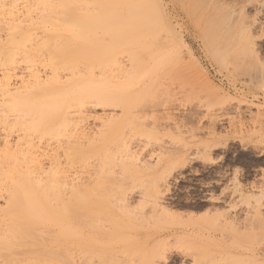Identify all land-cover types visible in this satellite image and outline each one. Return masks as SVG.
I'll use <instances>...</instances> for the list:
<instances>
[{"label":"rangeland","instance_id":"1","mask_svg":"<svg viewBox=\"0 0 264 264\" xmlns=\"http://www.w3.org/2000/svg\"><path fill=\"white\" fill-rule=\"evenodd\" d=\"M5 1L6 0H4V2ZM19 1L21 2V0ZM19 1H15L17 4L15 2L12 3V0L8 1V7L10 11L16 9L18 12H14H17V15L19 13L20 15L18 16L21 17L22 14L25 15L24 13L27 12V9L23 8L25 6H22L25 5L24 1L27 3L28 1L31 2L32 0H22L23 4ZM201 1H204L205 5L204 3L202 5ZM10 2L13 5L11 8L9 6L11 4ZM29 2L28 4H30ZM54 2H57V0ZM189 2H198L199 5L201 3L202 7H198L202 8V14L199 15L202 16V18L207 17L206 21L204 19L206 22L204 26L207 25L208 21L210 22L208 19L210 18L212 23L213 21L217 20H219V23L223 21L221 23L224 27H226V29L223 28L222 25L217 26L219 27L218 29L222 27V32L221 30L217 29L219 31H217V35L210 33V36L213 40L209 39V37H203L202 34L205 32V28L210 24H208L205 28L201 25L204 22L203 19L198 20V18L201 17L196 16L200 12L197 13L193 9L192 4H189ZM14 3L16 7L14 6ZM83 3L87 4L86 2ZM149 4L150 5H148V7H151L152 5L153 9L157 13L156 16H158L156 17L157 20L156 18L153 19V22H156L155 24L160 26L165 25V28L162 27L160 30V26H157L158 30L155 32V34H159V37H156L160 39L161 43L158 42V40L154 37L150 41L153 42L152 40L154 39L155 41L157 40L159 44H155V42H148V44H146L147 46L145 47V51L148 53L154 50L155 55H152L153 57L151 56L150 59L149 54V57L147 56L149 59L147 60H144L146 55L143 56L144 58H141L142 61L138 70H140L142 67L144 71L141 69L139 73H137L138 70H133L135 73H137L135 75V73L132 72L133 68H130L131 66L128 62V60L130 61V55L128 54L129 57L126 59L127 57H125V54L122 56L123 58H121L120 53L118 56L119 59L117 58L120 63L117 62L116 59L115 61L118 64L116 63L115 66H113V63V65L111 64L112 68L108 73L112 72V74H110L112 76H110V80H108L112 82L117 78V80H114V82L116 83L117 81L118 83H122L124 85L123 86L122 84L114 83L115 88L118 86L116 88L117 90H123V92L122 90L119 91L120 93L122 92L120 94L122 101L119 102L116 101V98L114 100L112 98V101H115L112 103H119L116 105L112 103H105L104 106V104H97L98 102L96 100L98 99H94L96 102H90L93 104L88 103L89 105H86L85 107L83 106L84 108H81L82 112L80 111V113L82 116L79 115V117L84 116V121L81 119L78 122L81 124L80 121H82V126L80 125L78 128L79 124L75 122V125L78 124L76 127L78 129H82L81 132H86L85 134L83 132L84 135L90 133V137H87L88 135H86V137L83 135L85 138H87V141L85 142L92 144V140L95 142L96 136L94 134H97L96 142L98 143L94 144V146L96 145L98 151L97 149H94L95 147L93 149L97 152L89 149L91 152L89 151V159H87L88 161L86 160L85 162L87 164H85L86 166H84L83 163H81L80 166L76 162V165L74 164L76 169L74 167H69L68 172L67 170H65L66 172L63 170L65 173L64 176L61 175L62 170H60L59 179L61 183H63V179L61 178L66 176L65 178L67 179L68 176L70 178L68 180H71V177L76 178V180L74 179L76 182L74 181L75 183L73 182V184L83 183L82 185L84 186L89 184L91 186L93 185L91 182L95 183L96 179H100L99 172H101V170L98 164L101 165L103 162L101 160V156L104 155L105 149L107 153L105 156L109 157L105 158V160L108 159L107 162L113 161L111 162L112 164L109 163L111 165L109 166V169L106 170V173L105 170L103 172L104 174L101 173V175L106 177V179L104 180L102 178L98 181H106L105 183L112 187L111 190L114 189L112 191L114 197L116 194H118L120 197L118 198L119 201L114 200V202L112 201L113 199L110 198L114 203L112 208L115 207L116 209L109 208L111 210H98L99 212L97 214L99 215L96 214L98 217L97 221L99 220L97 225H99L98 227L100 229H98L96 234L91 237L93 240L91 239L90 246L92 249H94L93 251L97 253V256L103 258L104 261L103 259L98 260L96 256L92 259L91 264H195L197 259L202 258V249H204V246H207V243L208 245L213 246L214 241L212 240L217 241L215 244L219 243L218 245L216 244L217 248H223L225 244L236 242V244L239 243L238 245L240 248L245 249L244 251L242 249L239 250L238 248L235 249V251L238 250L242 252L241 259L243 258V260L245 259L247 262H245V260L244 262L240 261L241 259L238 257H236V259L238 258L240 260H234V258H231L232 260L230 258V260H227V258L223 257L225 260L222 259L223 261L221 264H254L255 261V264H257V262H262L261 264H264V0H153L149 2ZM5 6V11H9L7 4ZM18 6L21 8L19 9ZM189 6L192 8L188 9ZM31 7L33 8L34 6ZM82 7H84V5ZM212 7L214 9H212ZM218 8L221 10V12H223L221 13ZM196 10L199 11L200 9L197 8ZM26 14L29 15L30 12ZM36 14L37 13L35 12L34 15ZM32 16L33 14H30L28 17L25 15L24 19L31 17L32 20L31 18L29 19L34 22L33 19L37 15L34 17ZM89 16H91V21H96L102 17L101 14L92 15L91 13ZM117 16H114V18L106 16L104 18L105 20H109L107 22H111L112 19H115ZM120 16H122V14H120ZM37 20L38 18L36 21ZM60 21H63L62 18L57 22L55 21V23L58 24L59 22V27L63 29L62 23ZM101 21L102 20H100V22ZM36 23L38 24V22ZM22 24L24 25V23ZM22 24H20L21 28L29 25L26 24L23 27L21 26ZM0 25H2V23ZM34 25L36 28V24ZM2 26V28H7L5 25ZM30 26L33 28V25ZM30 26L27 27L29 28V31L31 29ZM37 26H39V24ZM99 26L101 27V23H99V25L97 24L98 28H100ZM166 26L167 28L169 27V29H166ZM97 27L94 26L95 29L92 27L93 31L91 29L89 30V38L102 31V29H98ZM27 28L25 29L27 30ZM39 28L41 29V26H39ZM228 28H233L231 32L233 35L227 33ZM207 29L206 32L209 30ZM214 29L212 31L216 32ZM2 30L3 29H1L0 26V31ZM33 30L34 28L31 29V31ZM38 30L39 29L37 27V29L33 31L36 38V33L38 35L39 31H41ZM135 30L136 33L140 34L142 28L141 30L138 28ZM223 30H225V32ZM60 31L61 34H64L63 30ZM6 32L3 30L0 33V36L5 38ZM209 32H207V35ZM31 33L32 32L29 34ZM102 34L103 31L102 33H99L100 36ZM224 34L228 35L229 39L228 36L226 37ZM79 35L83 36L84 34ZM85 35L83 36L84 38ZM88 35H86V37ZM137 36L139 37V35ZM217 36L218 38H216ZM231 36L233 37L231 38ZM35 37L34 39H36ZM38 37L40 39L39 35ZM75 38V45H80L82 42L84 43V41H82L84 40L83 38ZM37 39L35 40L36 42H32L38 44ZM2 40L5 42L4 39H0V43H3ZM206 40L208 44L204 43ZM104 41L105 42H103V40L101 41V44L98 45V48H101L103 44L107 45L109 43L108 41V43L106 42V39H104ZM210 41L213 43L210 44ZM221 41H223L225 46ZM32 42L31 45H34ZM133 42H135V39ZM83 43L81 44L82 46ZM92 44L93 42H90V45L93 47L94 45ZM209 44L210 47L212 46V48L209 47ZM75 45H72V47ZM81 45V48H79V46L78 48H84L85 51L83 52L85 53L88 49L85 47L87 44L85 45L84 43L83 47ZM79 49L76 51L82 52ZM219 49H221V51ZM124 50L126 51V49ZM124 50L121 51L123 52ZM89 51H91L90 55L93 54L91 57H95V59H91L93 60L91 63L93 68L95 66L97 67L98 65L103 66L100 63L103 61L102 55H104V52L100 53L99 51V53L96 52V54L94 52V54L92 53V50L89 49ZM83 52L81 54H84ZM215 52L219 53L216 54ZM39 54L42 55L44 53H37L36 59L40 57L38 60H35V55H33V57L30 56L31 59L34 58L32 60L33 62L34 60L37 61V63L40 61L41 56ZM216 55H218V57ZM46 56V54L42 56L43 59H45L44 61H50L46 60L47 58L49 59V57L44 58ZM100 57L102 61H100ZM219 57L220 59H218ZM43 59H41V62ZM152 59H156V64L153 61V67H151ZM22 61L24 60H21V62ZM44 61L42 63H44ZM21 62L19 65H17L19 62H16L17 64L14 63V65L16 64L17 66L15 65V67L12 66L13 68H8L10 69V72L7 70V68H4V70L2 67V69L0 68V72L2 70L4 71L1 72L2 75L0 73V84L2 85L4 83L2 87L7 86L5 88L10 89H17L15 87L19 88L22 82L20 80L28 81L27 75L29 77V75L32 74V72L29 74L30 71H27L29 68H31L30 66L35 67L36 72L39 71L38 74L40 73V79H44V81L42 80V83H45L50 79V68L42 67L46 64L41 66V62H39L40 64L37 65L34 63L36 65L34 66L32 65V62V64L29 63L31 64L30 66H27L25 62L24 64ZM27 62H31V60ZM133 65H135V63ZM37 68H39V70ZM113 68L114 70L118 69L119 72L123 71L120 72L121 74L120 76L118 75L119 77L116 75L118 72L116 70L113 71ZM95 69L98 70L97 68L93 69L95 72L91 70L93 74L92 76L99 75V77L92 78L90 76L89 80L90 82L93 81L92 83H95L97 78L101 80L100 78L102 77L99 74L101 70L97 71L96 73ZM148 70L151 71L149 72ZM5 71H8L10 74L7 72V76ZM11 72H13V74ZM34 72L35 71H33V74ZM131 72L134 73V77H132L133 74ZM3 74L6 76V78L8 77L5 79V81L8 80V85H5V81L1 79L4 77ZM61 75L64 76L63 78L67 76L66 79L69 80V72H62L60 77H62ZM113 75H116V78L112 79ZM108 76L109 75L107 74V77ZM45 78L48 80L45 81ZM133 78H135V81ZM61 79L59 81H61ZM66 79L62 80L64 81ZM110 82L109 85H112L110 87H114V84H110ZM4 94L5 93H1L0 96L2 97ZM98 95H100V97H98L96 93V98H107L108 96L105 95V97L104 94L101 93ZM130 97L134 98V103L131 101L132 99ZM129 98L132 103L125 102ZM7 99L8 98H5V101H7ZM2 101H4V98L0 100V102ZM0 107L2 109L3 106ZM60 107V114L68 111L66 113L67 117L69 116L68 113L71 111V119L69 117L66 120V118H64L66 116H62V118L65 119H63V121H66L68 125H70L69 122L72 124L73 120H75L73 119L74 112H72V108L71 110H68V108L66 109V106L62 105V107ZM1 109L0 111L3 112L4 109ZM5 113L6 111L3 112L2 115L0 114L3 116V118H0V120L4 121ZM78 114L79 113L75 114V118L78 117ZM7 117H10V120L12 117L13 118L11 121L12 124H9L11 126H9L10 128L6 127L7 125L3 127V124H6L4 123L6 120L0 124L1 154L2 152H6L8 149L10 151H14L11 149H13V146L14 149H16V145H21L24 147V144L17 143L23 138V136H20L23 134L20 133L22 131L21 128L17 125L14 127L13 125V119L18 117H15L14 115H9ZM62 118L57 119V121H61ZM110 119L113 126H111V130V123L109 122ZM10 120L8 121L10 122ZM16 121L17 119H15V122ZM57 121L55 123H57ZM103 122H105V124H103L104 128H102ZM63 123L65 122H60V124ZM106 123L110 124L108 125ZM63 125L65 126L62 129L67 130L65 131V133H67H64L67 136H63L62 138L61 136L59 137V140H61L59 142L61 143L58 141L57 142L61 144V146L59 145L61 148L57 149V151L55 149L59 146L58 144H55L57 143L55 140L56 138L54 139L53 137L50 138V140L49 137L51 136L49 135V137L44 135V139H42V137L39 140L36 137L35 140L32 139L34 135H30L33 137H25L28 139V142L27 140L23 139V141L27 142V145L29 141L31 142L29 144H32L33 142V146L36 148H34V152L33 150L28 151L29 149H33L28 146V149L26 147L23 149L27 150L28 154L30 152V155L38 153L32 156H38L36 163L39 162L38 160L40 159L42 161L41 167H44L42 170L46 169L45 172L48 174L51 171H49L50 167H48L49 160L53 159L51 156H54L55 154L58 155L59 153L60 163H62L60 167L62 168V166H65L64 158L62 156L64 151L62 149H65L66 145H69V142L72 143L71 146H74L75 144L73 142L77 141L78 139L75 138L74 135L72 136L74 138L71 137L72 139L69 137L71 135L69 133V130L71 129L70 127H72L74 123L72 126L70 125L69 130L67 129L68 125L66 123ZM51 126L52 123L50 125L49 122L48 127ZM54 126L56 125L54 124ZM82 127L85 128V130ZM108 127L109 129H107ZM17 128L20 129L18 130ZM113 130L115 131V135H113ZM96 131H99V134ZM106 131L107 134L104 133ZM100 133L106 136L109 134V137L107 136L106 138L108 140H104V142L102 141L103 146L98 140L100 136H102ZM93 135L95 137L92 139ZM18 136L22 138L20 139ZM79 136V140L81 139L80 141H82L83 138L81 135ZM117 137L122 143L119 142ZM3 138H6L7 140H4ZM29 138L32 141L29 140ZM89 138H91L92 142H89ZM52 139H54V141ZM117 142H119L121 146L119 149L117 148L119 146ZM4 144L5 150L2 151L4 149ZM83 145L80 144V146ZM92 147L93 145H91V148ZM100 147H102V150H99ZM9 150L7 152H9ZM51 152L55 153L51 155ZM99 152L103 155L101 154L100 156ZM2 155L4 156V153ZM3 156L0 155L2 160ZM112 156L115 157L113 158ZM36 158L34 157V159ZM41 164L39 162V165ZM0 167L2 166L0 165ZM64 168L66 169V167ZM68 180H66V182L63 180L67 187L70 186V181L68 182ZM3 184H5V182L1 184V187L3 188H0V207L4 209L6 204L5 200L7 198V187ZM102 184L104 186V183ZM78 186L81 187V184ZM67 187L65 189H67ZM106 189L108 191V187ZM107 191L106 193L108 195ZM119 192L122 195L119 194ZM107 197L109 198V196ZM164 207L167 209L166 211H164ZM160 208L161 210L163 209L162 212H164L162 215H160ZM34 211L35 210H32L33 215L32 213L27 214L23 219L32 220L31 217L34 218L37 213ZM167 211L169 212V218H165L167 217V214H165ZM45 215L46 220L49 218L47 223L44 219L45 225L50 227L53 223V217L50 216V213H46ZM26 217H29L30 219H27ZM94 217H92L94 220L92 221L93 223L96 221ZM196 218H198L199 221L195 220ZM202 218H204V220H202ZM206 219L210 221L207 222ZM191 221H193L194 225ZM197 221L199 223L205 221V223L208 224L201 225V223L197 227V224H199L196 223ZM199 226L200 229L202 228V230L199 229ZM1 230L3 232V227ZM50 241L51 240H49V242ZM46 242L48 243V241ZM220 244L221 247L219 246ZM231 245L232 248L238 247L237 245ZM200 247L202 251H200ZM75 248L74 252L78 251ZM253 250L256 251V253L254 252L253 254L252 252V254H257V256H254L255 260L250 252ZM198 251L199 254L201 252V256L198 254ZM238 251L236 252L238 253ZM76 254H78V252H76ZM76 254L75 256H77ZM258 256H260L261 258H259L263 261L259 260V258L257 259L256 257ZM19 257L22 258V256ZM250 257L253 258L254 261L251 260ZM247 258L250 259V262L247 260ZM47 260L51 259L47 258ZM51 261H48L47 263L45 260L47 264H53L55 262L53 260ZM1 262L2 261L0 260V264H2ZM45 262L43 261L40 264H46ZM56 264H58V262Z\"/></svg>","mask_w":264,"mask_h":264},{"label":"bare ground","instance_id":"2","mask_svg":"<svg viewBox=\"0 0 264 264\" xmlns=\"http://www.w3.org/2000/svg\"><path fill=\"white\" fill-rule=\"evenodd\" d=\"M6 1H7V3H6ZM6 1L4 2V0H0V24L2 23V25H5L7 27L6 28L7 32H6V29L2 28L3 26L0 25L1 29L5 30V32H6L5 33L6 36L4 35L5 38H2L0 36V39L5 40V42L2 40L3 43H0V68L2 67L3 70H4V68L5 69L7 68V70L9 71L10 69H8V68H11L12 66L15 67V65L17 64L16 62H19L17 64V65H19L21 60H24L21 62L22 64H24V62H25V64L27 66L28 65L30 66L33 62L32 60L34 59V58L31 59L30 56L33 57V55H35V60H38L40 57L36 59V57H37L36 55H37V53H40V52L44 53L42 55L39 54L41 56V59H43L42 56L46 54L47 56L44 58L49 57V59L47 58L46 60H50V61H46L47 63L44 61L45 59L42 60V62L44 61V63L41 62V59H40V61H38V63H37V61L34 60V62L32 64V65L36 66L37 64H40L39 62H41V66L46 64L42 67L50 68L49 69V72H50L49 76L50 75L51 76H50V79L47 76V78L49 80L45 78V81L48 80L45 83H42L44 81V79H42L43 81L40 79L41 78V77H39L40 73L38 74L39 71L36 72V68L33 66H30L31 67V68H29L30 70L28 69L27 71H30L29 74L32 72V74L29 75V77L27 75L28 79L27 78L26 79L28 81L20 80L22 82H21V85L19 88L15 87V86L14 87L17 89L5 88L7 86H3L4 87L3 88L2 85L4 83L2 85L0 84V94L5 93L4 95H2V97L0 96V98H2V99L4 98V101H2L3 103L0 102V106H3L2 109H4L3 112L6 111V113H5L6 115L8 112L7 116L14 115L15 117H18V118H15V119H17L16 122H15V119H13V121H14L13 125H14V127H16V125L19 126L22 130L20 133H23L20 135V136H23V138L21 137L22 139L20 138V136H18L21 140L19 139L20 142L18 141L17 143L18 144L19 143L24 144L23 146L26 147L27 149H28V147L33 148V149H29L28 151L33 150V152H34L35 147L33 146V142H32V144H29V143H31L29 141V143L27 145L28 139L25 137L29 136L31 138L33 136H30V135H34V137L32 139L35 140V137H36L39 140L42 137H43L42 139H44L45 136L46 137L51 136V137H49V139L54 137V139L56 138L55 139L56 142L61 141V140H59L60 136H61V138L63 136L66 137L67 135H65V134L67 132L65 133V131H67V130L66 129L63 130L62 128L65 126L63 124L66 123L68 125V123L66 121H63V119L66 118V120H67L70 117L71 111L68 113L69 114L68 117L66 116V113L68 111L65 113L63 112V114H60L61 109H59V107L60 106L62 107V105L66 106V109L68 108V110L69 109L71 110V108H72V112H74L73 119H75V120H73L72 124H71V122H69L70 120L68 121L71 126L73 125V123H74V125L72 127H70V125H68V126L66 125V126L68 127L67 128L68 130L71 128L69 130V133L71 135L68 134V135H70L69 136L70 139H72L74 137L78 138L77 139L78 142L74 141L73 142L75 144V145L73 144L74 146H71L72 143L69 142V145H66V147H65L66 151H65V149H62L64 151L62 153V156H63L64 162H65V166H62V168L66 167V169L65 168L62 169L60 167L62 163H60L59 153H58V155L55 154L54 156H51L53 159L49 160V163H48L49 166L48 167H50L49 171L51 170L53 172L48 171L49 174L51 173L50 175L45 172L46 169L42 170L44 167H41L42 161L40 159L38 161L40 162L41 165H39V162L36 163L38 156H32V155L38 154V153H34V154L30 155V152L28 154L27 150L23 149L24 147H22L21 145L20 146L16 145L17 146V148L15 147L16 149H14V146H13V149H11V150H14V151H10L8 149L9 152H7L8 150H6V152H2L5 150V144H4V149L1 151L2 154L4 153V156L0 153V155L3 156V160H2V158H0V165L2 166V167H0V178H2V179H0V182H1V184L3 182H5V184H3V185H5L7 187V189L5 188L7 190V195H6L7 198L5 200L6 201L5 202L6 204L4 206L5 208L3 209L2 207H0V227L1 228L3 227V232L0 228V231L2 232V233L0 232V260L2 261L1 262L2 264L3 263L4 264H40L43 261L45 262V260L47 261V263H48V261H51V260H53L55 262L57 261L58 264H91L92 259L97 256V253L94 252L93 251L94 249H92L90 246V242L92 239L91 237L94 236V234H96L98 229H100L98 227L99 225H97L99 220L97 221L98 217L96 216V214L99 212L98 210H108L109 208H112L114 205V203H113L114 200H118V198L120 197L118 194H116L118 192L114 193V194H116V196L114 197V195L112 193V191L114 189L111 190L112 187L107 185L105 183L106 181H104L106 179V177H103L101 175V173L104 174L103 173L104 170L106 173V170L109 169V166L112 164L111 162H113V161L107 162L108 159L105 160V158H109L108 156H105V154H107L106 149H105L104 155L99 152L100 156H101V154L103 155V156H101L102 157L101 160L103 162L101 165L98 164L99 168L101 170V172H99L100 173V175H99L100 179H98V180H101L102 178L104 180L98 181L96 179L95 183L91 182V184H93L91 186H90V184L87 186H84V185H82L83 183L73 184V182L76 180V178L71 177V180H68V179H70L68 176H67V179L65 178L66 176L65 177H63V176L65 175V173H64V172H66L65 170H67V172H68L69 167L75 168L76 162L80 166H81V163H83L84 166H86L87 164L85 162L87 159H89L88 154H90V152H91L90 150H94V149L96 150L97 149L96 145L94 146V144L98 143V142H96L97 141V139H96L97 134H94L96 137L94 135L92 136V139H93V137H95L96 143L94 142V140H92L93 141L92 142L91 138H89L90 139L89 142L90 141L92 142V144H89V143L85 142V141H87V138H85V137H86V135H88L87 137H90L89 136L90 133L84 135L86 132L85 131L81 132V130H82L81 128L78 129L80 127V125L82 126V123H83L82 121H84V116L79 117V115H81V113H80L81 108L83 106L85 107L86 105L93 104L96 101L98 102L97 104L100 103L102 105L104 104V106H105V103L109 104V103L115 102V101H112V98H113V100L116 98L117 99L116 101H119V102L122 101L120 94L123 92V90L121 89L122 92L120 93L119 91H121V90L116 89L118 86H116V88H115V84L118 82L116 81V83H115L114 80H117L116 75H117V77H119L121 74L120 72H123V71L119 72L118 69H115L118 72V74L116 73V75H113L112 79L113 78H116V79H114L113 81L111 79L112 82L109 81L110 76H112V75H110V74H112V72L108 73V72H110L113 64H114L113 66H115V64L117 62L120 63V61H118V59H119L118 56L120 55V53H121V55H120L121 58H123L122 56H124V54H125V57H127L126 59H128V57L130 55L129 58H130V61L132 63L128 60L129 65L131 66V67L130 66L129 67L133 68L132 72H134V73L136 70H138L140 63H141L142 59L144 58L143 56L146 55L144 60H147V59H149L148 58L149 54H150V59H151L152 55H155L154 50L152 52L150 51L148 53L145 51V49H146L145 47L147 46L146 44H148V42L150 43L151 42L150 40L152 38L155 37L158 40V42H160V39H158L159 34H157V33L155 34L156 30H158L157 26H160V25L155 24L156 22H153L154 21L153 19L158 17V16H156L157 13L153 9L152 5H151V7L150 6L148 7V5L151 4V3L149 4V2H151L153 0H103V1L102 0H100V1L99 0H92V1L88 0L89 2L84 1V0H57V2H54L56 0H39V2H38V0H36L37 1L36 2L35 0H32L33 2L34 1L36 2V3L35 2L33 3L31 1L33 4L29 1L28 2L30 4H28V2L26 3L24 1L25 5H22V6H25L23 8L27 9V12H26V9H25V12L26 13L30 12V14H33L32 17L37 15L36 17L38 18V20L36 21V19H37L36 17H34L33 20H34V22L35 21L38 22L39 26H41V29L39 28V26H37L38 24L36 22L34 23L33 21H31L32 20L31 17H29V18H31V20L29 18H28L29 20L24 19L25 15L28 17V16H30V14L28 15V14L23 12L25 15L22 14L21 17H19L18 15H20V14L18 13V15H17L18 11L16 9L12 8L13 10L10 11V9L8 7V1H10V0H6ZM15 1L17 2L19 0H15ZM15 1L12 0V3ZM79 1L82 3L83 2L87 3V4L83 3L84 7L86 6L85 10H84V7H82L83 6L82 3H80ZM22 2L23 1L21 0L20 3H22ZM12 3L9 5L10 8H11V6H13ZM15 3H14V6L16 7ZM201 3L203 5L204 1L203 2L201 1ZM201 3H200V5H201ZM6 4L8 7V10H9L7 12L4 9V7H6L5 6ZM26 4H28L29 6ZM189 4H192L193 9L197 13L200 12L198 14L196 13L197 17L202 14L201 13L202 8H199V7H202V5L200 6L198 4V2L197 3H190L189 2ZM193 4H194L195 8H194ZM204 5H205V3H204ZM31 6H34V7L32 8ZM28 7H29V9H28ZM192 7L189 6L188 9L189 8L191 9ZM204 7H206V6H204ZM20 8L21 7H19V9ZM30 8H32L34 12ZM89 8H91L92 11ZM197 8L200 9L201 11L200 10L197 11L196 10ZM212 9H214V8L212 7ZM6 10H7V8H6ZM29 10H31L32 12ZM93 10H94V12H93ZM14 11H17V12L15 13ZM35 12L37 13L36 15H34ZM220 12H221V10H220ZM90 13L92 15L101 14L102 17H100V16L99 17L103 18V19L96 17L99 19L96 21H91V18H90L91 16H89ZM123 13H124V15H123ZM205 13H203V14H205ZM120 14H122V16H120ZM206 14H208V13H206ZM106 16L112 17V18H114V16H117V17L115 19H112L111 22H107L109 20H105L104 17H106ZM200 17L201 18H198V20H201V19H203V21H204V19H205V21L207 20V17H205V18H202V16H200ZM61 18L63 21H60V22L62 23L63 29H61L59 27V24H60L59 22H58V24L55 23V21L57 22V21H59V19L61 20ZM208 19L211 22V19L210 18H208ZM100 20H102V21L100 22ZM156 20H157V18H156ZM25 22H27V23H25ZM32 22L34 24H36V28ZM98 22L101 23V27L99 26L100 28L97 27V24L99 25ZM204 22L201 24L202 26H204V24H206V22L205 23ZM210 22L208 21L207 25L210 24L209 26L211 27V30H210L209 26H208L209 28L206 27L207 25L204 26V28L206 27L205 32H206L207 28L209 29V30L207 29L208 30L207 32H209V31L210 32L208 33V35H207V32L206 33L204 32V34H202V36L203 37L205 36L206 38L209 37V39L213 40L210 36V33L215 35L218 30H221L222 27L220 29H218L219 27H217V26L222 25L221 22H223V21L220 22L221 24L219 23V20L213 21L214 24L212 22L211 23ZM22 23H24V25L29 24L28 26L33 25L32 27L34 28V30L37 29V27H38V29L41 30V31L38 30L39 31L38 35L40 36V39H39L37 33H36V36L38 39L35 37V35H34L35 33L33 32L34 30L31 31V29H33V28H31V26H30L31 29L29 31V28H27L28 26L24 27V25ZM30 23H32V24H30ZM20 24H22L21 26H23L24 28H21ZM212 24H213V27H212ZM94 26H96L98 29H102L103 34L100 36L99 33L100 32L102 33V31H100L96 35L94 34L92 36V34H93L92 33L91 34L92 37L89 38L90 37L88 35V34H90L89 30L91 29L93 31L92 27L94 28ZM167 26H166V29H169V27L167 28ZM162 27L165 28V25L164 26L161 25L159 27V30ZM25 28H27V30ZM59 28H60V30H63L64 34H61V31L59 30ZM137 28L139 30H141V28H142V31L140 32V34L135 32L136 31L135 29H137ZM143 28H144V30H143ZM204 28H203V31H204ZM223 28L226 29V27H224V26H223ZM213 29L216 30V32L212 31ZM232 29L228 28V31L226 30L227 33L228 34L230 33L231 35H233L231 33ZM58 30H59V32H58ZM229 30H230V32H229ZM2 31H0V33ZM28 31H29V33L32 32L33 34L32 33L29 34ZM38 31H36V32H38ZM223 31L225 32V30H223ZM97 32H98V30H97ZM213 32H215V33H213ZM221 32H222V30H221ZM79 34H84V35L86 34L88 36L86 37V35H85V38H84L83 37L84 35L82 36ZM33 35L38 40L37 41L38 44L35 43L36 39H34ZM137 35H139V37ZM140 35H141V37H140ZM224 35H226V34H224ZM156 36H158V37H156ZM218 36L216 38H218ZM227 36L228 35H226V37ZM238 36H240V35H238ZM75 37H77V38L81 37L79 39H82V38L84 39L82 41H84L85 45L87 44L85 47L88 48L87 49L88 51L86 50V52H89V53H86V52L84 53L83 52V51H85L84 48H82L83 50L79 49V48H81L80 45L83 42L82 43L80 42L81 43V44L79 43L80 45L74 44V42H76ZM232 37L233 36H231V38ZM86 38L87 39L89 38V39L87 40ZM138 38L139 39L141 38V39L139 40ZM104 39H106V42L108 41L109 43L107 42L108 43L107 45L103 44V46L101 48H98V45L101 44L102 40H103V42H105ZM134 39H135V42H133ZM147 39H149V40H147ZM209 39H208V43H209ZM228 39H229V36H228ZM157 40L155 41L153 39L152 41L155 42V44H157L158 43ZM32 41H35V42H32ZM31 42L34 43V45H31ZM90 42H93V44H92V45H94L93 47L90 45ZM153 42H151V43H153ZM210 42H211L210 44L213 43L212 41H210ZM221 42L223 43V41H221ZM84 43H83V46H84ZM204 43H207V40ZM210 44H209V47H210ZM72 45H75V46L72 47ZM78 46H79V48H78ZM220 46H221V43H220ZM224 46H225V44H224ZM77 48L79 50H81L85 55L81 54L82 52L76 51V50H78ZM210 48H212V46ZM89 49L92 50V53H94V52L99 53V51H100V53L104 52V55H102L103 61L101 60V57H100V61H102L100 64H102L103 66L98 65L97 67L96 66L94 67V68L98 69V70L95 69L96 73H97V71L101 70V72L99 74H100V76H102L100 78L101 80H99L97 78V80H99V81L95 80L96 81L95 83H92L93 81L90 82V80H89L90 76L92 78L93 77L94 78L99 77V75L98 76H92L93 74H92L91 70L94 71L93 70L94 68L91 64L93 61L91 59H95V57L94 56H93V58L91 57L93 54L90 55L91 51H89ZM124 49H126V51ZM96 50H98V51H96ZM121 50H124L123 51L124 53ZM219 50L221 51V49H219ZM214 51H215V49H214ZM218 53L219 52H217L216 54H218ZM216 56L218 57V55H216ZM18 57H20L21 59ZM116 59H117V62L115 61ZM218 59H220V57ZM17 60H19V61H17ZM30 60H31V62H27ZM98 60H99V58H98ZM153 61L156 64V62H155L156 59L155 60L152 59V62L150 61L151 67L154 66V65H152ZM14 63H16V64L14 65ZM29 63H31V64H29ZM134 63H135V65H133ZM132 65H133V67H132ZM79 66H80V68H79ZM32 67H33V69H32ZM108 67H109V71H108ZM34 68H35V70H34ZM31 69H32V71H31ZM37 69L39 70V68H37ZM141 69L144 71V69L142 67H141ZM115 70L113 68V71H115ZM133 70H135V71H133ZM140 70H138L137 73H139ZM8 71H5V72L7 73ZM33 71H35L34 74H33ZM66 71L69 72V76H68L69 80L66 79L67 78L66 75H65L66 76L65 78H63L64 77L63 75H61L62 77H60V74L62 72L67 73ZM14 72H15V70H14ZM8 73H7V76H8ZM11 73L13 74V72H11ZM134 73H132L133 74L132 77H134L137 74V73H135V75H134ZM107 74L109 75L108 77H107ZM1 75H2V73H1ZM124 75H125V73H124ZM4 77H3L4 79L3 78H1V79L5 81V79H7L8 77L6 78L5 75H4ZM11 77H13V76H11ZM31 77H32V80H31ZM61 78L66 79V80L63 81ZM92 78H90V79H92ZM13 79H16V78H13ZM60 79H61V81H59ZM133 80L135 81V78H133ZM7 81L8 80L5 81V85H8ZM65 81H66V84H65ZM138 81H139V79H138ZM6 82H7V84H6ZM61 82H62V84L64 82V84L62 85ZM109 82H110V84L115 83L114 87H110L112 85H109ZM131 82H132V79H131ZM118 84H122V83H118ZM132 85H134V84H132ZM17 86H19V85H17ZM96 93H97L98 97H100V95H98L99 93L104 94V96L105 95H108V96H107V98H104V97L103 98H96L97 97V96H95ZM5 98H8L10 100L7 99V101H5ZM130 98L128 100H126L125 102L126 103H132L134 98H131L132 102L130 101ZM2 99H0V100H2ZM94 99H98V100L94 101ZM128 101H130V102H128ZM90 102H93V103H90ZM1 103H2V105H1ZM118 103H116V104H118ZM112 104H115V103H112ZM131 107H132V105H131ZM0 109H1V107H0ZM66 109H65V111H66ZM0 112H2V111H0ZM2 113H0V114L2 115ZM9 113H11V114H9ZM76 113H79L77 115L78 116L77 118H75ZM5 114H4V116L6 119L4 118V121L6 120V122H4L3 120H0V122H1L0 124H2V122H4L6 124H3L4 126L3 125L2 126L5 127V125H7L6 127H9L10 126L9 124H12L11 121H12L13 117L10 120V117H7ZM1 115H0V118H3V116H1ZM62 116H66V117L62 118ZM7 118H9V119H7ZM59 118H62V119H61V121L58 122L57 119H59ZM70 119H71V117H70ZM81 119H83V120L80 121L81 122V124H80L78 121ZM123 119H124V117H123ZM8 120H10V122ZM56 121H57V123H55ZM49 122H50V125L52 123V126H51L52 128L48 127ZM60 122L61 123L65 122V123L60 124ZM75 122L79 124V126H78V124H76L78 126V128L76 127ZM109 122L111 123V119L109 120ZM54 124L56 126H54ZM103 124H105V122L102 123V128H104ZM106 124H108V123H106ZM111 126H112V123L110 125V130L113 127V126L112 127ZM20 128H17V129L19 130ZM83 129L85 130V128H83ZM107 129H109V127ZM105 130H106V128H105ZM133 130H135V129H133ZM137 131H139V130H137ZM137 131H135V132H137ZM83 132H84V134H83ZM97 133L99 134V131ZM104 133L107 134V131ZM73 135H74V137H72ZM79 135H81V137L83 138L82 141H80L81 139L79 140V138H80ZM113 135H115V131H114ZM77 136H79V137H77ZM99 136H98V138H99ZM107 136L109 137V134ZM107 136L106 135L100 136V138L98 139L99 142L102 143V141L104 142V140H108V139H106ZM119 137H120V134H119ZM30 138H29V140H31ZM23 139L27 140V142L23 141ZM54 139H52V140L54 141ZM70 139H69V141H70ZM117 139H118V137H117ZM4 140H7V139L5 138ZM17 140H18V138H17ZM73 140H75V139H73ZM120 141L121 140H119V142ZM58 142L55 144H58V146L59 145L61 146V144H59L61 142H59V143ZM81 142H83V143H81ZM119 142H117V144H119V146L117 147L118 149H119V147H121L120 143H122V142H120V143ZM25 144H26V146H25ZM47 144L49 145L48 142H47ZM80 144H82V145L84 144V145L80 146ZM115 144H116V142H115ZM91 145H93L92 148H91ZM9 146H10V144H9ZM60 146L58 148L55 147L56 149L55 148L54 149L57 151V149L61 148ZM84 146H86V147H84ZM102 146H103V143H102ZM11 147H12V145H11ZM63 147H64V145H63ZM99 150H102V147H100ZM42 151H44V150H42ZM97 151H98V149H97ZM97 151H95V152H97ZM53 153H55V152H53ZM53 153L51 152L50 154L53 155ZM92 154H91V156H92ZM34 157L35 158L37 157V158L34 159ZM112 157L114 158L115 156H112ZM99 162H101V161H99ZM109 163H111V164H109ZM51 168H53V169H51ZM60 170H62L61 175H63V176H61V177H63L61 179H63L65 182H66V180H68V182L70 181L69 182L70 186L67 187L66 183L63 180H62V182L65 184L61 183V181L59 179ZM63 170H64V172H63ZM43 176H46V177H43ZM93 178H95V177H93ZM102 183H104V186ZM1 184H0V188H3V187H1L2 186ZM79 184H81L82 188L80 186H78ZM65 185H66L68 191H67V189H65L66 188ZM107 187H108V191L106 189ZM120 187H121V180H120ZM106 191L108 192V195H107ZM116 191H119V190H116ZM119 194H121V193L119 192ZM117 195H118V197H117ZM248 195H250V194H248ZM107 196H109V198ZM110 198L113 199L112 200L113 202L111 201ZM122 203H124V202H122ZM111 204H112V206H111ZM119 205H120V203H119ZM119 208H120V206H119ZM112 209H116V208L114 207ZM138 209H140V208H138ZM163 209H164V211L167 210V209H165V207ZM163 209L161 210V208H160V210H161V211L159 210L161 212L160 215H162V213H164V212H162ZM32 210H35L34 211L35 213L37 212L35 217L34 218L31 217L32 220H26V219L24 220L23 218L25 215L30 214V213H32V215H33ZM109 210H111V209H109ZM46 213H48V214L50 213V216L53 217V223L51 222L52 225L50 227H47L45 225V222L47 223V221L49 220V218H48V220L45 219ZM165 214H167V217H165V218H169L168 217L169 212L167 211ZM165 214H163V215H165ZM97 215H99V214H97ZM174 215H173V217H174ZM94 216H96V217H94ZM92 217H94L96 220L94 223L92 222V221H94ZM26 218L30 219L29 217H26ZM99 218H100V216H99ZM170 218H171V215H170ZM195 220L199 221L198 218H196ZM200 220H201V218H200ZM202 220H204V218H202ZM198 221L196 223H199ZM206 221L208 222L210 220L206 219ZM191 222L193 224V221H191ZM201 223L197 224V227L200 224L201 225L208 224V223H205V221H202ZM209 223H211V222H209ZM192 224H190V225H192ZM212 225H213V223H212ZM209 226H210V224H209ZM199 229H200V226H199ZM200 230H202V228ZM48 235H50V236H48ZM51 236H52V238H51ZM49 240H51V241L49 242ZM46 241H48V243ZM212 241H214L213 246L208 245V243H207V246H204V249H202L203 250L202 256H201V252L199 254V251H198V254L202 258L199 257L201 260L197 259L195 264L196 263L197 264H221L223 261L222 259H224V258H227V260H230L231 258L232 259L234 258V260H235L236 257L241 259L242 252L236 250V251H238V253H237L235 251V249L239 248V250L242 249L245 251V249L240 248V246L238 245L239 243L236 244V242H234L235 244L234 243H231V244L237 245L238 246L237 248H232V245L229 243L225 244V246H223V248L221 247V244H220L219 246L221 248H217V245L219 243L218 244L216 243L217 244L216 245L215 242H217V241H215V240H212ZM227 245H229V246H227ZM74 248L76 250H78L76 252H78L79 255L76 254V252H74ZM202 250L200 247V251H202ZM246 252H247V250H246ZM250 252H251V254H252V252H253V254H254V252L256 253V251H254V250L250 251ZM234 253L237 255H235ZM75 254L77 256H75ZM253 254H252L253 258L255 255L257 256V254H255V255H253ZM19 256H22V258ZM259 257L260 256H258L256 258L258 259ZM47 258H50L51 260H47ZM97 258H98V260L103 259V258H100L98 256H97ZM238 258L236 260H240ZM253 258H251V260H253ZM260 258H259V260H262ZM244 260L242 258L240 261L244 262ZM247 260L250 262V259L247 258ZM254 260H255V258H254ZM103 261H104V259H103ZM240 261H238V262H240ZM245 262H247V261L245 260ZM255 263H256V261H255ZM259 263L257 262V264H259ZM50 264H52V263H50Z\"/></svg>","mask_w":264,"mask_h":264}]
</instances>
